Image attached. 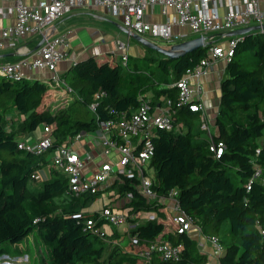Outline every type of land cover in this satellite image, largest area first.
<instances>
[{"label":"trees","instance_id":"obj_1","mask_svg":"<svg viewBox=\"0 0 264 264\" xmlns=\"http://www.w3.org/2000/svg\"><path fill=\"white\" fill-rule=\"evenodd\" d=\"M147 50L150 53L143 57L129 56L126 66L96 57L78 62L63 78L73 90V100L55 110L48 103L49 82L0 77V255L11 254L13 245L35 233L37 245H46L49 257L40 248L42 256L33 264H147L138 256L141 245L157 239L166 227L160 221L166 216L159 200L147 199L130 181L125 182L118 196L134 194L128 212L129 208L151 212L156 219L130 231L128 242L115 243L113 229L110 234L101 231L102 235L84 231L85 222L99 212L87 215L83 210L100 193L69 197L67 179L55 170L51 178L36 184L32 175L45 166L47 153L38 157L17 147L41 124L52 125V152L79 133L96 131V117L101 121L115 118L110 109L136 111L142 94L151 92L155 104L175 97L176 89L165 85L197 66L209 48L178 59ZM220 91L219 114L211 134L214 143L225 145L220 157L210 151V140L199 128L193 132L198 114L181 111L176 123L183 129L157 130L152 140L153 190L157 197L178 190L181 210L194 219L204 237H217L224 246L220 264H264V33L254 31L238 40ZM98 93L105 96L96 113L87 111ZM12 110L20 117L17 126L10 123ZM165 236L183 246L180 259L167 261L155 255L150 264H209L188 233L171 230ZM133 237L137 244L131 241Z\"/></svg>","mask_w":264,"mask_h":264},{"label":"built area","instance_id":"obj_2","mask_svg":"<svg viewBox=\"0 0 264 264\" xmlns=\"http://www.w3.org/2000/svg\"><path fill=\"white\" fill-rule=\"evenodd\" d=\"M13 2V7L0 8V19L14 17V23L0 28V51L10 49L23 56L27 53L26 46L21 43L28 37H37L44 43L35 51L32 59L21 58L12 63H0V77L14 82L28 80L26 71H48L51 75L49 84L55 83L56 88L68 95L73 90L66 84L58 71V65L67 57L70 42L65 35L52 32L54 25L75 10L84 8H102L122 17V27L129 33H134L147 40L160 39L169 45H175L185 40L186 36L179 29H187L193 35L203 37L208 55L201 62L186 71L178 80L165 88L176 89L175 97L163 98V103H154L153 97L147 94L139 96L140 106L136 111L115 112L109 114L115 118L100 120L98 130L101 135L99 147L101 153L93 156L90 152H81L77 145L86 137H94L93 132L79 133L66 145L51 152L54 145L52 133L54 126L44 125L42 136L36 142L19 141V150L34 156L53 153L50 162L54 170L62 174L68 181L67 195L71 198H83L103 195L102 189H121L130 181L132 185L147 199L168 200L173 213L170 226L166 225L164 235L157 239L144 242L138 251L141 260L150 264L153 256L163 260L177 261L183 251L182 245H175L165 233L173 231L178 234L189 233L195 227L193 218L185 214L180 207L178 190H173L166 197H157L154 192V176L150 165L154 151L152 143L157 130L178 131L177 115L181 111H190L199 115L200 129L205 131L210 140V151L218 158L225 149L223 143L212 140L209 122L205 115L202 97L205 89L202 79L207 75L210 65L215 61L228 62L234 55L235 47L242 36H228L229 33L249 27L264 26V0H242L243 8L235 0H1ZM161 7L166 18L162 24L149 23L146 12L150 8ZM172 11V15L168 11ZM223 12L221 13V11ZM176 29V30H175ZM264 33V31H263ZM228 41L227 47L225 42ZM121 49V63L128 62V43L117 41ZM222 42L224 44H222ZM105 96L98 93L88 109L96 113L99 101ZM183 129V128H182ZM258 175V173H257ZM37 172L32 175L36 181ZM104 191V192H105ZM134 194L127 192L123 199L125 205L132 201ZM125 206V207H126ZM120 213L114 207L103 208L96 218L91 217L85 222L84 231L92 230L101 234L105 230L96 228L98 223L112 227L128 225L130 231L147 221L156 219L151 212H133L132 208ZM199 229V228H198ZM129 231V234H130ZM106 233V232H105ZM219 258L224 252V246L219 238L208 239ZM134 244L136 237L131 238Z\"/></svg>","mask_w":264,"mask_h":264},{"label":"crops","instance_id":"obj_3","mask_svg":"<svg viewBox=\"0 0 264 264\" xmlns=\"http://www.w3.org/2000/svg\"><path fill=\"white\" fill-rule=\"evenodd\" d=\"M235 1H236V4H240V6L243 8L242 0H235ZM13 6H14L13 2H3L0 0V8L6 9L7 7H13ZM96 10H101L103 13L109 12L107 9H102V8H84V9L75 10L72 13L68 14L63 19H61L60 21H58L52 28V32L54 34L65 35L70 42L69 51H67L68 57L58 65V71L63 78L66 76V74L72 72V70L74 69V67L77 65L78 62L88 59L90 57H96L100 62H104V61L117 62V63L121 62L120 53H114V54L111 53L110 55H105L104 52L100 50L101 43L98 41V39H94V40L92 39L93 32L88 31L85 28H83L82 27L84 26L83 20L79 17L77 18L78 15H81V14L88 15L89 13H95ZM222 12L223 10L221 11V13ZM160 19H164L162 23H164L166 20V18L162 15L161 7H154V8H150L147 10L146 20L149 23L162 24V23H159ZM13 23H14L13 16H9L6 19H0V28L4 26H10ZM179 30L186 36L184 41L196 38V36L193 35L191 32H189L187 29H183V30L179 29ZM118 31H121V29L118 28ZM114 35L116 37L115 38L116 41H122L120 39V36L117 34V32H115ZM40 42H41L40 39L37 37L35 38L28 37L24 39L21 43L23 46H26L27 53L24 56L23 54H19L16 51H12L10 49L0 51V63L16 62L17 60L23 57L29 58V59L34 58L35 51L37 50V47ZM94 44H95V47H98V48H93L92 50H90V48ZM128 45H129V39H128ZM88 53L90 55L86 56ZM226 66H227V62L222 61V60L213 62L208 69L207 75L202 79V84L204 85V89H205L204 96L202 97V103L204 105L206 118L210 125L212 122L214 129H215L216 118L219 114V108H220V96H221L220 85L225 76ZM26 75L28 76V80L39 79V80L47 81L50 78L51 74L48 71L32 72V73L26 71ZM147 95H149L150 97H153L151 92H149ZM48 103H51L52 106L54 104H57L55 102L54 96H51ZM68 103L69 102L65 100L61 104H68ZM212 119L213 120L215 119V120L213 121ZM198 121H199V117H198ZM199 130L201 129L199 128ZM210 130H211V127H210ZM41 136H42V130L39 131L38 133L25 135V137L22 140L33 143V142H36L37 139H39ZM204 137L208 138V135ZM99 138L86 135V137H84L83 139L84 143L81 144L82 143L81 141V143L77 146L81 150V152H84V153L90 152L93 156H95L97 153H101V149L99 147ZM108 190H112V189H108ZM116 190H117V193L115 196L111 197L112 201L110 205H112L116 211H119L120 213H126L125 211L128 209H127V206L125 205L124 199L123 197L118 196L119 189H116ZM119 201H121V203H119ZM159 203L160 205H162L161 206L162 212L166 216V219H160V221L164 223L165 225L170 226V218H171V215L173 216V213L170 210L171 203L168 200H160ZM102 228L105 230L106 233L110 234L111 229L115 227L111 226L110 227L111 229H109L104 224ZM170 231H167L165 235H167ZM188 234L193 239L196 240L197 248L199 252L204 253L208 256L209 264H220V261H219L220 258L218 254L216 253V251L213 249V247L209 243L208 238L204 237L198 228L195 227ZM164 238H167V237L165 236ZM125 240L127 242L130 240L129 233L127 235H124L121 239H117L116 237V240H114V242L119 243Z\"/></svg>","mask_w":264,"mask_h":264},{"label":"rangeland","instance_id":"obj_4","mask_svg":"<svg viewBox=\"0 0 264 264\" xmlns=\"http://www.w3.org/2000/svg\"><path fill=\"white\" fill-rule=\"evenodd\" d=\"M101 13V14H100ZM168 14L171 16L172 11L169 10ZM81 18L84 22L83 28H85L88 31H92V39H98V41L101 43L100 44V50L104 52L105 55H110L111 53H120L121 54V49L118 46V43L116 41V37L114 35L115 32L120 36V39L128 43L129 39V51L128 55L134 58H140L143 57L147 54L150 53L149 50H147L144 46H142L140 43H138L136 40L133 38L129 37L128 34L118 31L119 26H122V17L120 15L114 14L113 12H106L103 13L101 10H96L95 13H89L88 15H78L77 18ZM86 20V21H84ZM164 19H160L159 23H162ZM149 41L162 46V47H171L172 45H169L163 40L160 39H149ZM222 44H224L222 42ZM225 47L228 45V41L225 42ZM93 48H98L95 47V44L90 48L92 50ZM100 52V51H98ZM90 55L89 53L86 55ZM49 82V80H47ZM49 91L51 92V95L54 96L55 102L57 104H54L52 109L55 110V108L67 100L69 103L72 102V96L68 95L65 93L63 90L57 89L55 83L50 84ZM87 111L89 110L86 108ZM86 109L81 108L83 113H86ZM90 111V110H89ZM9 117L11 118L10 123L14 124L17 126L19 124L20 117L16 113L15 110H12L11 113H9ZM17 120V121H15ZM213 120V119H212ZM215 120V119H214ZM213 120V121H214ZM210 125V124H209ZM43 125L41 124L39 128L30 134L38 133L43 129ZM211 132L213 134L214 132V126L212 125L211 122ZM198 128H200V123L199 121H196V125L194 128V131H197ZM28 134V135H30ZM101 135L100 130H96L93 132V136L99 138ZM203 135L207 136V133L203 131ZM84 141L82 140L83 144ZM53 158V153H47L45 157V166L40 169L37 172V179H36V184H40L49 178H51L52 171H54V168L50 164L51 160ZM118 188L112 189L105 191V189H102L103 195L100 198H97L96 200L90 202V205H88L86 208H84V212L87 215H93L96 212L101 211L104 207L111 206V201H112V196H115L117 193ZM105 191V192H104ZM121 203V201H119ZM109 229H111L110 225L105 224ZM127 227V228H125ZM116 232V237L117 239H121L124 235H127L130 231V228H128V225L124 227H115L113 228ZM113 240H116L113 239ZM40 248L43 252V256L46 258L49 257V249L47 248L46 245H42L41 247L37 245L36 243V234L33 233L29 236L28 239L22 241V244H17L12 246V253L7 255H0V264H33L34 260H38L41 256L42 253L40 252Z\"/></svg>","mask_w":264,"mask_h":264},{"label":"water","instance_id":"obj_5","mask_svg":"<svg viewBox=\"0 0 264 264\" xmlns=\"http://www.w3.org/2000/svg\"><path fill=\"white\" fill-rule=\"evenodd\" d=\"M119 28L121 29L122 32L128 34L131 38L136 40L138 43H140L145 48L150 49V50L158 53L159 55H161L167 59H178V58L185 56L186 54L192 53L198 49L205 47L203 37H198V38H194L191 40L183 41L181 43H178V44H175L171 47L166 48V47L159 46V45H157V44H155V43H153V42H151V41H149L143 37L135 35L134 33H129L122 26H119ZM254 31H258V32L263 33L264 26L263 27L255 26V27H249V28L242 29V30H237V31L229 33L228 36H230V37H234V36L246 37L247 35L251 34ZM43 43H44V40H42L39 43L37 49Z\"/></svg>","mask_w":264,"mask_h":264}]
</instances>
